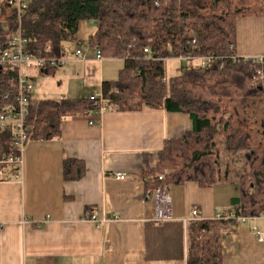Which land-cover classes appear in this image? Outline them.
Segmentation results:
<instances>
[{
	"label": "crops",
	"instance_id": "crops-1",
	"mask_svg": "<svg viewBox=\"0 0 264 264\" xmlns=\"http://www.w3.org/2000/svg\"><path fill=\"white\" fill-rule=\"evenodd\" d=\"M237 30V55H264V17L241 18ZM96 31L93 24L83 31L79 23L75 48L62 50L67 64L53 72L35 64L24 68L35 84L33 100L96 93L107 99L103 83L118 78L125 60L97 58L98 48L90 44ZM193 128L187 113L120 110L109 102L89 116L65 118L59 137L31 138L22 166L0 170V264H188L194 220L224 221L202 233L216 235L221 264H264V239L256 233L264 232V213H240L235 173L208 188L194 181L170 185L173 213L166 221L156 218L154 202L146 199L155 186V174L147 172L156 167L165 140ZM67 159L83 162L81 177H65ZM79 165L72 164V174ZM116 172L126 178L117 179Z\"/></svg>",
	"mask_w": 264,
	"mask_h": 264
},
{
	"label": "trees",
	"instance_id": "trees-1",
	"mask_svg": "<svg viewBox=\"0 0 264 264\" xmlns=\"http://www.w3.org/2000/svg\"><path fill=\"white\" fill-rule=\"evenodd\" d=\"M28 2V8L19 12L0 0L1 48L21 29L29 40L28 50L59 57L63 44L76 37L82 20L96 22L90 44L106 58L125 60L118 78L103 83V94L111 105L130 111L148 106L191 116L193 130L166 139L156 167L147 172H166L165 180H155L154 185L194 181L208 188L235 173L242 189L240 213H264V79L256 78L257 69L237 55L236 47L238 20L264 17V0ZM188 53L210 56L209 67L190 68L168 80L165 61ZM258 66L264 73V63ZM54 70L49 67L47 73ZM17 79L18 70L0 68V110L13 96ZM9 92L10 98L4 99ZM98 108L89 98L33 100L27 119L30 139L59 137L65 118L89 116ZM8 135L0 133V153L6 150ZM222 152L228 161L225 172L219 167ZM77 163L79 169L73 175L72 164ZM84 171L83 162L66 160L67 179L79 178ZM223 222H190L188 264L222 263L216 235L202 237V233Z\"/></svg>",
	"mask_w": 264,
	"mask_h": 264
},
{
	"label": "built area",
	"instance_id": "built-area-1",
	"mask_svg": "<svg viewBox=\"0 0 264 264\" xmlns=\"http://www.w3.org/2000/svg\"><path fill=\"white\" fill-rule=\"evenodd\" d=\"M9 4L15 6V8L22 12L27 9L28 0H6ZM28 38L25 37L21 29L14 33L9 41V44L5 48L0 47V68H11L18 70V79L15 86L13 96L10 98V94L6 93L4 99H9L0 110V133L9 134L10 137L6 150L0 153V170L7 165L15 167V170L23 164V151L26 143L30 140V125L27 122L29 115V107L33 102V92L35 84L32 83L29 77L23 72L27 65L35 64L39 68L48 69L52 67L54 69L59 68L67 64V60L63 56L51 57L47 55H40L36 51L28 50ZM195 43V40L192 42ZM50 51V47L47 48V52ZM145 52L149 53L148 49ZM77 56L83 55L82 50H77ZM102 54L97 49V58H102ZM180 59H199L200 67L207 69L211 63V57H196L191 53L187 55H181ZM237 59V57H234ZM244 60L251 61V67L257 69V77L264 79V73L258 64L264 63V56H246ZM258 63V64H257ZM13 92V91H12ZM93 100L94 104L105 109L109 105L107 99L100 94H92L89 97ZM17 167V168H16ZM166 173L158 174L152 177L153 180L164 181ZM115 177L123 180L126 178L125 173L116 172ZM150 178H146L149 180ZM147 200H152L156 206V218L160 221H166L172 218V196L170 192V185L163 183L162 185H155L152 188L147 189L145 193ZM197 210L192 211V216L197 217ZM96 217L93 216V219ZM259 240L264 239V232L256 230Z\"/></svg>",
	"mask_w": 264,
	"mask_h": 264
},
{
	"label": "rangeland",
	"instance_id": "rangeland-1",
	"mask_svg": "<svg viewBox=\"0 0 264 264\" xmlns=\"http://www.w3.org/2000/svg\"><path fill=\"white\" fill-rule=\"evenodd\" d=\"M80 23H81V28L83 31L86 28V25H88L89 28H91V25L93 24L92 22H90L88 20L87 21L82 20ZM74 39H71V40H69V42L67 41L63 44L62 47L64 48V50H67L66 47L70 48L71 50L75 48L76 41ZM72 40H74V41H72ZM86 47H87L86 45H83V49H86ZM80 49H82V48L80 47ZM256 56H260V55H256ZM199 63L200 62L197 59H194V60H191V59L181 60V59H176V58L167 59L165 61V69H166V74H165L166 76L165 77L169 80L171 77L180 75L181 73H183L187 69L197 67L199 65ZM219 161H220L219 167L221 168L220 170H223L225 172V170L227 169V165H228L227 156L225 155V153H223V152L221 153V158ZM241 165H242V163L240 161L239 166L241 167ZM233 167L235 168L236 166L234 165ZM0 173H2V172H0ZM203 236H204V234H202V237Z\"/></svg>",
	"mask_w": 264,
	"mask_h": 264
},
{
	"label": "water",
	"instance_id": "water-1",
	"mask_svg": "<svg viewBox=\"0 0 264 264\" xmlns=\"http://www.w3.org/2000/svg\"><path fill=\"white\" fill-rule=\"evenodd\" d=\"M97 23L96 22H93V25H96Z\"/></svg>",
	"mask_w": 264,
	"mask_h": 264
}]
</instances>
